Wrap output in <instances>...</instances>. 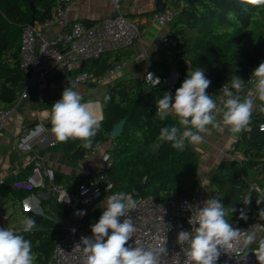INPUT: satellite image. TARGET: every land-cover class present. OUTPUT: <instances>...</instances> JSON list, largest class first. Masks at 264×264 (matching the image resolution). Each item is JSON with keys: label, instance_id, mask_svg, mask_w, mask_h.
Instances as JSON below:
<instances>
[{"label": "trees", "instance_id": "16d2710c", "mask_svg": "<svg viewBox=\"0 0 264 264\" xmlns=\"http://www.w3.org/2000/svg\"><path fill=\"white\" fill-rule=\"evenodd\" d=\"M60 0H36L34 19L42 20ZM182 0H166L165 6ZM173 6V5H172ZM152 10L151 12H153ZM250 5H239L236 0H194L177 10L170 34L175 45L163 52L151 68L168 78L171 69L177 70L178 79L173 87L165 83L147 86L141 78H125L107 87L103 95L101 127L93 140L110 142L112 161L108 171L110 179L121 192L133 193L141 183L142 195H152L159 201L189 198L198 178V155L187 142L183 148L174 149L170 142L159 139L160 129L177 123L175 116L160 120L155 114L157 100L167 92L173 97L188 72L201 68L211 84L206 93L215 100L221 87L229 84L233 75L245 81L253 70L264 62V9L258 11ZM131 19V14L126 16ZM32 9L26 0H0V109H8L20 97L19 84L27 74L19 65V41L22 24L30 22ZM95 25L98 21H88ZM142 27V24H139ZM129 45L119 47L88 60L81 71L95 76L123 61L129 55ZM244 93V95H245ZM84 99L82 102H89ZM55 100L45 99L52 107ZM260 104V103H259ZM258 104V105H259ZM257 105V106H258ZM132 112V114H131ZM125 119L119 137L111 138L110 131L120 119ZM264 113L256 107L246 129L237 133L232 142L233 159L222 160L208 178V199L216 198L228 211L226 218L240 230L260 219L263 200L251 184L264 185ZM61 149L70 161H77L91 149H84L79 141L50 145L49 150ZM31 169L7 178L0 184V210L6 216V227L15 224L17 213L30 216L36 228L24 237L32 242L36 254L34 264H49L50 255L60 230L50 216L34 213L23 206V199L39 189H16L13 183L23 178ZM57 183L82 182L85 177H71L55 171ZM250 196L248 204L243 199ZM249 210L240 212L239 209ZM104 209H98L102 215ZM69 209L64 214H68ZM243 217V218H242Z\"/></svg>", "mask_w": 264, "mask_h": 264}, {"label": "built area", "instance_id": "2783aa9c", "mask_svg": "<svg viewBox=\"0 0 264 264\" xmlns=\"http://www.w3.org/2000/svg\"><path fill=\"white\" fill-rule=\"evenodd\" d=\"M108 1L112 4L113 11L117 12L116 15H105L95 25H87L81 20L71 19L72 0H60L52 6L50 14L44 19H34L33 22L22 24L19 65L27 74L26 84L14 105L8 109H0V129L5 126L7 120L19 113L18 107L29 95V89L35 85L42 87L46 79L59 74L71 75L78 83L95 82L96 85L101 86L107 80L115 78L127 64L124 59L97 76L89 71H81L82 66L88 60L98 58L119 47L133 44L141 38L139 23L125 16L123 6L128 5L135 8L143 0ZM176 12L177 9L169 5L162 10H154L149 16L150 21L166 28L160 40L165 52H169L170 48L175 45L168 24L174 19ZM55 25L59 26V29L47 34ZM67 25L69 28L64 30L63 27ZM170 76L165 78L149 68L143 74L142 79L147 86L165 83L171 88L173 86ZM250 77L246 81L248 87L245 95L253 89ZM157 78L160 81L159 84L154 80ZM224 99L220 90L215 99L218 107L222 106ZM261 127L264 128V124ZM22 141V138L20 141H15L11 149L21 150ZM54 144H56L54 140L49 143V145ZM102 145L103 142L97 141L87 153L88 155H100L101 170L87 173V177L82 182L73 184L72 188L56 182L54 169L45 164L38 153L31 158L29 172L13 183L16 189L29 191L39 189L38 196L41 199L48 200L54 195L57 203H63L77 213V219L69 224H63L58 218L51 217L60 230V234L53 246L50 264H83L82 250L76 245L80 243L82 236L92 235L91 226L98 220L83 223L79 207L91 206L102 200L106 201L108 196L121 192L108 175L112 157L109 150L102 149ZM3 182L4 179H0V184ZM207 187L208 180L203 178L197 181L189 198L180 200L159 201L152 195H138L135 190L133 193H128L137 201V207L130 214L136 226V233L129 243L134 246L135 241L142 246L156 248L164 245L168 256L163 257L162 264H184V253L180 245L176 243L177 234L181 230H191L192 226L188 221L208 200ZM251 188H254L264 200V185L251 184ZM189 206H191V211ZM239 211L248 212L249 210L240 208ZM120 219L123 220V218ZM73 229H75L74 232ZM241 231L255 234L254 242L247 246L241 243L230 254L222 253L216 264H258L255 253L261 251L260 243L264 241V216H260L259 220L252 222L247 229Z\"/></svg>", "mask_w": 264, "mask_h": 264}, {"label": "clouds", "instance_id": "9594fccd", "mask_svg": "<svg viewBox=\"0 0 264 264\" xmlns=\"http://www.w3.org/2000/svg\"><path fill=\"white\" fill-rule=\"evenodd\" d=\"M239 5H250L257 11L264 9V0H236ZM159 84V79H154ZM253 89L245 93V81L233 75L229 84L221 91L225 98L218 107L211 95L206 93L211 81L201 68L188 72L187 78L176 89L174 97L165 93L156 103L155 114L165 120L170 114L177 123L162 127L159 133L161 141L170 142L174 149L183 148L185 143L198 144L209 132V126L219 129L226 127L233 134L247 128L254 108L264 113V62L256 67L250 77ZM77 81H70L69 87L62 92L61 99L52 104L49 113L50 132L56 143L79 141L84 149L93 147V140L101 127V121L95 115L91 102H82ZM260 104L257 106L255 101ZM264 200H258L260 203ZM250 202V196L243 199ZM137 207V201L125 192L107 197L106 204L98 222L91 226V236H82L76 246L82 250L83 264H162L168 256L166 247L159 248L130 244L136 233L131 212ZM191 211V206H189ZM228 211L218 199H208L191 216L188 223L191 230H181L176 243L184 253V264H216L220 255L230 254L241 243L250 245L255 234L234 228L226 218ZM83 216L85 213L80 211ZM264 216V209L260 210ZM120 218H123L121 221ZM243 218V217H242ZM36 228V222L30 217L17 213L15 224L0 228V264H34L36 254L32 242L23 233ZM75 229H73V232ZM261 251L256 254L258 264H264V241Z\"/></svg>", "mask_w": 264, "mask_h": 264}, {"label": "crops", "instance_id": "0c3cea01", "mask_svg": "<svg viewBox=\"0 0 264 264\" xmlns=\"http://www.w3.org/2000/svg\"><path fill=\"white\" fill-rule=\"evenodd\" d=\"M158 1L161 4L165 3L166 0H143L135 8L128 5L123 6L125 16L131 14V19L142 24L141 38L139 41L130 44L129 55L125 58L127 64L117 73L116 77L107 80L101 86L96 85L95 82L78 83L77 90L80 92L82 100L90 99L89 102H91L92 109L99 120L103 118L102 99L107 87L120 79L141 78L163 52L160 40L166 28L149 19L150 13L155 10ZM185 3H187V0H182L179 6ZM175 8L178 10L180 7L177 8L176 6ZM113 12L112 4L108 0H72L70 17L72 20H81L86 24L87 22L83 19L96 20L99 23L103 16ZM172 22L173 20L168 24L169 28ZM68 28L69 25L63 27L64 30ZM58 29L59 26L55 25L47 34H51ZM70 81H74L71 75L59 74L46 79L42 87L38 85L31 87L29 95L22 100L18 107L19 113L7 120L5 126L0 129V179L5 181L11 176L21 174L28 168L29 164L31 165V158L36 153L40 154L45 164L51 166L54 171L67 176L86 178L87 173L101 170L99 154L88 155L86 153L81 159L70 161L61 149L49 150V143L54 138L50 132L49 113L51 108L45 104V99L60 100L62 92L69 87ZM20 89L22 92L23 88ZM255 103L258 105L260 102L256 100ZM236 136L237 134H233L226 127L216 129L209 126V132L204 135L202 142L198 144L187 142L188 146L198 155L197 181L203 178L208 180L220 161L234 158L231 150L232 142L236 139ZM21 138L23 139V148L12 150L11 145L15 141H20ZM109 148L110 142H103L102 149L109 150ZM60 184L72 188V185L76 182L71 180L66 184L65 182ZM39 192L38 190L37 193L23 199L24 208L47 216L54 213V216L50 217L58 218L63 224L72 223L77 219V213L63 203H57L54 195L45 200L38 196ZM55 204L59 208V216H57V211L54 208ZM95 206L96 204L79 207V212L83 211L85 213L82 216L83 223L87 224L99 220L100 216L97 214V210L104 209V206H101V204L99 208H95ZM67 208L69 213L66 215L64 213ZM0 228H6V216L1 210Z\"/></svg>", "mask_w": 264, "mask_h": 264}, {"label": "water", "instance_id": "95a60500", "mask_svg": "<svg viewBox=\"0 0 264 264\" xmlns=\"http://www.w3.org/2000/svg\"><path fill=\"white\" fill-rule=\"evenodd\" d=\"M28 3H29V6L30 8L32 9V18L30 20V22H33L34 20V12H35V1L36 0H26ZM194 0H187L188 3H192ZM165 6V3H159V1L156 3V6H155V10H162ZM117 12H113L112 15H116ZM4 32H0V35L3 36ZM171 85L173 86L177 79H178V74H177V70L175 68L172 69L171 71ZM26 84V80H24L23 82H21L19 84L20 88H24ZM132 114V112H131ZM124 123H125V119H120L116 124L113 125L111 131H110V136L111 138H116V137H119L120 134L122 133L123 131V126H124ZM134 190L136 192V194L138 195H142V192H143V188H142V185L141 183H138L134 186ZM54 208L55 210L57 211V216H59V208L58 206L55 204L54 205Z\"/></svg>", "mask_w": 264, "mask_h": 264}, {"label": "rangeland", "instance_id": "374dc122", "mask_svg": "<svg viewBox=\"0 0 264 264\" xmlns=\"http://www.w3.org/2000/svg\"><path fill=\"white\" fill-rule=\"evenodd\" d=\"M179 5H180V3H177V4L176 3H173V6H175V7L177 6V8L180 7ZM95 204H96L95 208H99L100 204H101V206H104L105 207L106 201L102 200V201H100V203L99 202H96Z\"/></svg>", "mask_w": 264, "mask_h": 264}]
</instances>
